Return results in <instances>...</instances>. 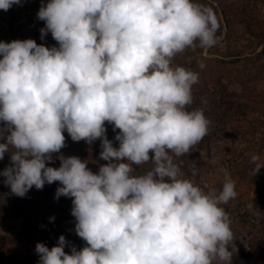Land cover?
<instances>
[{
	"label": "clouds",
	"instance_id": "1",
	"mask_svg": "<svg viewBox=\"0 0 264 264\" xmlns=\"http://www.w3.org/2000/svg\"><path fill=\"white\" fill-rule=\"evenodd\" d=\"M19 4L0 0V9ZM37 16L42 38L50 32L59 47L0 41V160L11 153L0 176L19 197L59 182L56 197L72 198L86 242L71 254L63 235L51 249L37 243L39 264H232L235 237L221 205L237 196L235 181L220 169L222 189L205 192L176 162L210 121L189 110L198 73L172 61L217 43L213 9L196 0H49ZM106 122L119 130L118 147ZM65 130L75 142L100 139L108 163L93 173L61 155L59 168L46 166ZM250 163L252 176L264 167L256 154ZM190 171L197 175L195 164Z\"/></svg>",
	"mask_w": 264,
	"mask_h": 264
},
{
	"label": "rangeland",
	"instance_id": "2",
	"mask_svg": "<svg viewBox=\"0 0 264 264\" xmlns=\"http://www.w3.org/2000/svg\"><path fill=\"white\" fill-rule=\"evenodd\" d=\"M46 1L29 0L24 6L0 9V41L33 39V32L45 28L37 13ZM196 2L213 9L219 23L217 43L211 48L186 49L191 53L185 50L177 54L172 64L189 69L195 54L211 61L208 66H195L193 70L198 73L199 82L193 85V104L189 106V110L203 109L210 124L202 141L189 154L176 158V162L181 165L184 178L205 192L215 189L219 193L224 183L220 169L227 170L237 193L221 205L230 217L235 237L232 264H264V167L252 176L255 165L250 163L253 154L264 163V0ZM51 39L54 40L52 36ZM105 128L106 135L110 128L113 130L107 122ZM114 132L117 135L119 130ZM111 141L118 147V141ZM93 142L81 140L64 146L52 154L53 159L46 166L59 168V156H76L98 173L99 167L108 162L100 159L101 142ZM10 156L7 152L0 160V171L10 166ZM193 164L198 168L195 176L190 171ZM151 167L150 163L138 166L141 171ZM4 179L0 176V264H39L37 243L51 249L61 235L66 239L64 250L68 254L73 246L77 250L86 246L75 232L72 198L56 197L57 188L62 186L59 182L42 189L33 186L19 197L11 193ZM43 196L48 199L43 201ZM231 212L236 216H231ZM213 264L226 262L215 260Z\"/></svg>",
	"mask_w": 264,
	"mask_h": 264
},
{
	"label": "trees",
	"instance_id": "3",
	"mask_svg": "<svg viewBox=\"0 0 264 264\" xmlns=\"http://www.w3.org/2000/svg\"><path fill=\"white\" fill-rule=\"evenodd\" d=\"M28 1L29 0H21V4H19L20 6H24V5H26L27 3H28ZM49 2V0H47L46 2H45V4L44 5H46L47 3ZM51 33H45L44 35H43V38H42V33H41V29H38L37 31H35V32H33L32 33V37H33V40H35L36 41V43L38 44V45H44L45 47H48V48H51V47H59V45H58V43H57V41H55V40H52L51 39ZM53 41H54V43H53ZM186 53H191V51H188V50H186ZM180 54V53H179ZM178 54V55H179ZM0 58H2V57H0ZM201 62L204 64V65H209L210 64V60H206L203 56H196V54L195 55H193V61L190 63L191 64V67H189V69L190 70H194V68H195V66H197V68H198V66L200 67V64H201ZM248 79V78H247ZM250 81H251V78H250ZM199 82V81H198ZM112 125V124H111ZM0 126H2V124H0ZM113 126V125H112ZM64 136H65V147H70L69 145L72 143V142H74L72 139H71V137L69 136V134L67 133V131L65 130L64 131ZM107 138L109 139V140H112V138L113 139H115V132L113 131V130H111V128H110V130L107 132ZM96 142H101V140L100 139H97V140H95L94 142H93V144H96ZM99 152H97V154H98ZM96 154V155H97ZM98 157V156H97ZM91 158H92V156H91ZM49 167H52V165L51 166H49ZM46 185H47V183H45V185H44V187H46ZM43 187V188H44ZM48 199V197L47 196H43V198H42V200L43 201H46ZM236 211V213H239V211H237V210H235ZM231 214H232V212H231ZM238 215V214H237ZM244 216H246L247 214H246V212L243 214ZM241 216V218L242 219H245V217L244 216ZM231 216H236L235 215V213H233ZM45 227H46V229H47V225L45 224ZM47 231V230H46ZM230 250H232V249H230Z\"/></svg>",
	"mask_w": 264,
	"mask_h": 264
}]
</instances>
